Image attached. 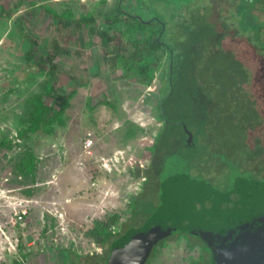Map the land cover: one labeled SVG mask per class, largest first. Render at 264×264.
Here are the masks:
<instances>
[{
    "label": "rangeland",
    "instance_id": "1",
    "mask_svg": "<svg viewBox=\"0 0 264 264\" xmlns=\"http://www.w3.org/2000/svg\"><path fill=\"white\" fill-rule=\"evenodd\" d=\"M141 2L142 0H128L126 6L139 9L142 8ZM113 4L104 6L102 0H87V4L83 7L80 5L79 9L81 12L91 9V12L96 14L105 9V16H108L113 12L115 7ZM2 9L6 11V7L0 3V11ZM252 10L264 40V0L259 1L258 6ZM23 13L19 11L16 14L18 16L14 15L11 29L5 21L0 23V40L7 35L0 47V219H11L16 198H26V205L31 209V213L26 221H16L15 229L9 223L6 224L5 234H0V264H16L17 259L23 260L24 250L26 253L33 251L52 253L64 248L79 253L102 251L95 240L96 235L100 234L97 225L103 222L111 224L116 230L120 229V223L130 217L132 202L140 192L143 190L147 195L156 190L154 178H151L148 186L143 188L146 179L144 168L151 162L150 148L163 126L158 104L167 83L163 66L158 68L156 77L150 84L129 81L124 76L123 69L110 72L108 61L105 67L99 69L95 57L105 53L102 44L99 43L100 45L93 49L87 44L90 42L89 36L86 38L83 35L84 37L77 43L71 38H66L67 45L75 51L72 65L69 64L71 71L65 69V65L68 64L66 61L69 60L62 52L58 53L56 60L61 65V71L71 72L74 85L72 87L82 91L73 99L75 100L73 114L76 117L79 112L81 115L85 113L86 127H90L92 112L88 96L89 94L93 96L104 88V97L107 96L109 102L105 103L106 110L103 111L108 113L109 119L105 122L104 129L95 136L92 132L85 131L83 127L79 132L78 118L76 125H70L66 130L65 137L69 138L71 143L70 149L63 146L67 153L56 158V146H53L52 151H44V155L47 153L54 157L53 162H47L49 158L40 160L38 156L42 149H38L39 142L47 140L43 135L50 130L46 132L38 130L37 133L29 131V126L35 109L34 94L39 92L49 79L51 66L48 63L44 64L43 68L35 65L40 53L48 52L41 51L32 44V47L28 46L27 42L30 41L28 37H25L24 42L15 41L21 37V32L25 29L19 28L21 23L18 21ZM98 22L92 24L91 31L98 26ZM224 22L232 24L229 18L224 19ZM96 33L94 40L97 43ZM231 34L232 31L229 32V35ZM173 36L182 38L181 41L187 44L188 50L194 49L189 55L190 66L203 63L196 68L194 74L202 81L216 83L220 81L222 84V87L214 83L205 85V89H202V83L197 86L203 91V99L198 97L195 101L198 111L195 109L193 111L201 112L199 117L191 120V123L193 122L191 126L196 138L197 132L201 129L198 122L204 117L210 120V112L214 113L211 124L203 127L206 131H203L201 136L204 142L217 146L218 150L214 161L207 158L209 155L206 154L207 157L201 162V173L210 177L218 188H228L225 180V174L228 176L226 163L228 157L224 154L229 152L236 157L242 148L239 144L244 143L241 136H244L245 126L239 123L242 119L239 116L244 117L246 114L247 118L258 120L259 116L256 115L264 114V110H258V105L264 99L261 97L260 101H250V90L247 88L257 84L255 90L264 92L263 57L254 53L253 48H248L245 45L246 41L242 42L244 47L241 49L244 52H232V46L224 41L228 37L227 34L221 33L220 30L214 34L206 33L197 40L185 33L182 28ZM64 38L65 36H58V40L64 41L65 45ZM254 38L258 41L257 37ZM255 40H251V43L256 42ZM16 43L19 46L14 50ZM113 48L114 45L107 47L110 51ZM199 51H204L205 54L201 56ZM254 65L262 68H257L258 72L250 75L249 71L253 70ZM94 74L97 81L95 85L92 82ZM192 76L191 80L195 82L197 79ZM195 87L196 85L193 87L194 92ZM62 89L68 92L71 88L65 90L63 87L61 91ZM236 106L239 116L231 110ZM55 122L59 129L64 127L63 124H58L61 123L59 120ZM177 128L183 130L180 126ZM50 136L55 139L62 138L55 137V134ZM7 138L9 140L3 143ZM88 138L94 139L93 155L85 152V141ZM80 140L83 143L81 150L78 147ZM58 146L60 147L59 144ZM69 154L72 157H69ZM253 162L250 160L248 164L251 166ZM259 170L264 174V163L255 167L256 172ZM94 182L96 184H93ZM77 190H80L78 192L81 194L88 191L91 194L78 197ZM41 209L45 211L46 222L44 226L34 229L31 224L37 223L35 218ZM113 217H118L117 221L114 222ZM64 234L66 240H63ZM40 237L45 238L43 243L39 242L40 240L34 242ZM203 247L197 236L183 234L178 239L170 240L157 248L149 264H194V261L202 257ZM207 258L208 256H205L199 263L210 264Z\"/></svg>",
    "mask_w": 264,
    "mask_h": 264
},
{
    "label": "trees",
    "instance_id": "2",
    "mask_svg": "<svg viewBox=\"0 0 264 264\" xmlns=\"http://www.w3.org/2000/svg\"><path fill=\"white\" fill-rule=\"evenodd\" d=\"M127 1H116L106 25L96 33L106 53L96 61L100 65L108 61L110 70L123 68L129 81L146 84L154 80L159 67L165 69L167 83L158 104L163 126L150 148L151 162L144 168L143 188L154 178L156 190L147 195L143 190L140 192L132 202L130 217L120 223V229L100 222L97 225L100 234L95 240L102 251L77 252V264H149L157 248L183 234L197 236L204 245L202 257L194 264H202L199 261L205 256L210 264H240L245 248L260 243L255 237H264V174L261 170L255 171L257 165L264 163V114L256 115L258 120H251L246 114L239 116L237 106L231 109L242 118L239 123L245 126L244 136H241L244 143L239 144L242 148L236 157L229 152L224 154L228 157V176L225 174L228 188H218L210 177L201 173V162L206 154L214 161L218 150L201 136L206 131L203 127L211 124L214 113L210 112V120L204 117L198 122L201 129L194 143L187 141L184 122L192 129L191 120L200 116L201 111H193L197 110V98L203 99V91L197 86L202 83L205 89V85L214 83L222 87V84L202 81L194 74L203 63L190 66L189 55L194 49L188 50L182 38L173 34L182 28L197 40L206 33L220 30L227 34L224 41L232 46V52H244L242 42L246 41L245 45L262 56L264 63V40L252 10L262 0H142L139 9L129 8ZM102 3L109 4L108 0ZM7 13L11 16L13 11L9 9ZM104 14L105 9L98 14L84 13L80 21L90 24ZM226 18L231 19L232 24H226ZM29 38L33 47L40 48L38 39ZM253 39L256 42L251 43ZM110 45H114L112 51L107 49ZM58 52L57 48L40 53L35 61L40 68L46 63L51 67L49 79L34 94L35 109L29 131L51 130L52 122H62L63 112L71 106V98L77 93L76 88L68 93L58 88ZM199 53L205 54L204 51ZM262 67L254 65L250 75ZM192 75L197 79L195 82L191 80ZM256 86H247L250 101L264 99V92L255 90ZM258 107L264 110V100ZM7 140L9 138L3 143ZM250 160L254 161L251 166ZM117 219L113 217L114 222Z\"/></svg>",
    "mask_w": 264,
    "mask_h": 264
},
{
    "label": "crops",
    "instance_id": "3",
    "mask_svg": "<svg viewBox=\"0 0 264 264\" xmlns=\"http://www.w3.org/2000/svg\"><path fill=\"white\" fill-rule=\"evenodd\" d=\"M2 1H3L2 4L6 7V11H4L3 9L0 11V23L2 21H5L6 24L10 25V29H11V23L15 17L14 15L18 14L19 11L24 12L20 17V20H18L21 23V24H19V28L20 29H23V27L25 28V29H23L22 32L20 31L21 37L24 36V34H26V32H27L28 36H26V37H28V38L34 37V38L38 39L41 43L40 44V50L41 51L52 52L58 48V50H59L58 53L62 52L64 55H66L68 57V60L70 62L66 61V63H68V64L65 65V69L66 70L69 69L70 71H71V69H70L71 67L69 68V64H70V66L72 65L71 61H73L75 58L74 57L75 51L72 49V47H69L67 45L68 41L66 40V38H71V39L75 40V42L77 43V41L80 40L82 37L85 36L86 38H88V36H89L90 42L89 43L86 42V43L88 44V46L90 45L93 49H95L99 43H98V41L96 43V41L94 40V35H95L96 31L98 32L103 26L106 25V21H107V17H108L107 15L105 16V14L99 16V18L97 20V21H99L98 26L94 29V31H91V26H92V24H95V22L90 23V24H88V23L85 24V23L79 22L81 15H83L84 13H89L92 11L91 9H87V10L81 12L79 9L80 5L83 7L87 4V0H2ZM116 1L113 2L111 0H108V2L110 4L109 6H111L113 3L116 4ZM9 9L10 10L13 9L12 11H14V9H16L15 13L12 14L11 16L8 15V13H7V11ZM16 16H18V15H16ZM37 25H38V27H37ZM15 33H16V31L14 32V34ZM58 36H61V37L65 36V38H64L65 39V45L63 43L64 41L60 42V40H58ZM6 37H7V35L0 40V47L2 46L3 41L6 39ZM21 37L19 39H15V41L20 42V40H22L24 42L25 37H23L22 39H21ZM81 44H80V46H81ZM27 45L30 46L31 41L27 42ZM18 46H19L18 43H16L14 46V50L17 49ZM31 47H32V45H31ZM102 47L104 49L103 45H102ZM98 56L105 57L106 53L97 55L95 57V60ZM97 64H98V68L101 69L102 67H105L107 65V61L103 65H100L98 62H97ZM60 66L61 65L59 63L60 82H59L58 88H59L60 92L63 91V89L61 91V88H63V87L65 88V90L68 88H71L68 91V92H70L72 89H75V87H72V86H74L73 85V77L71 75V72L61 71ZM118 69L121 70L123 68H117L115 70H109V71L114 72ZM122 72H123V74L125 73V71H122ZM92 77H93L92 82L95 85V83L97 82L95 79L96 75L94 74V75H92ZM90 89H91V85L89 87V90ZM103 89L104 88L98 90L96 93L93 94V96L90 94L88 96L89 103H90L89 107H91V112H92L90 114L91 115V117H90L91 123L89 124L90 127H86L85 113H84V115H81L79 112L78 114H76V117L73 114L74 113L73 102H75V100H73V99L78 93L80 95V93L82 92L81 90L77 89V93L74 94V96L71 98V106L68 107L63 112V115H62L63 121L61 123L58 122V124H63L64 127L59 129V125L56 124L57 122H55V121L52 122L50 132H47L43 135V137L47 138V140H42L39 142L40 146L38 149H42L39 152V156H38V158L40 160L49 158L47 162H49V163L53 162L52 161V157H53L52 155L47 154V153H45V155H44V151H46V152L52 151L53 146H56V151H55V153H56L55 157L56 158H58L62 154H65V152L67 153V151L65 150L66 148L64 149L63 146H65V147L68 146V149H70L71 143H70V139L65 137V135H67L66 130L69 128L70 125H74V124L76 125L78 118H79V121H78L79 132L81 131L80 128L83 127V129L85 128V131H90L93 133V135L97 136L98 132H100L104 129L105 122L109 119V115H108V113H105V111H103V110H106L105 103H108L109 101L106 98L107 96L104 97L105 90H103ZM68 92L63 91L62 93H68ZM91 100H93L92 103L90 102ZM74 105H76V104L74 103ZM83 112H84V110L81 113H83ZM81 116H82V118H81ZM58 130H63V131H58ZM39 131L46 132V129H40ZM36 132L38 133V130ZM55 132H57V133H55ZM50 134H55V137L61 136L62 138H57L58 139L57 140L55 138H52L50 136ZM80 142L81 143L79 144L78 147L81 150L83 148V143H82V140H80ZM44 144H46V145L43 146ZM58 144L60 145V147L58 146ZM78 154H79V152H78ZM69 157H72V155L69 154ZM60 161H61V159H60ZM102 177H104V176H102ZM93 184H96V182H94ZM83 189L84 188H82V190ZM78 191H80V190H77L76 192H78ZM88 193H85V194H88V195L91 194L89 191H88ZM85 194H81L80 192H78V197H80V196L82 197V195L84 197ZM18 205H19V201L14 200L13 206L18 207ZM26 207H28V206L26 205ZM13 212H14V210H13ZM39 212H40V214L38 215V217L35 218L37 223L33 222L31 224L32 228H34V229H37L38 227L40 228V227L44 226V224L46 222L44 219V213H45L44 209H41ZM30 213H31V209L28 207V214L25 217V221L27 220V218L30 217ZM8 222L13 229L16 228V224H15V221L13 219L12 220L8 219ZM66 239H67L66 234H64L63 240H66ZM90 253H93V252H90ZM23 256H24L23 260L17 259L16 264H26V258L28 261L27 264H53V263L54 264H71V263L77 264V258H78L77 252L69 251L65 248L60 250V251H54L52 253H51V251L46 252V253H43L41 251H33L30 253H27V255H26V250H24Z\"/></svg>",
    "mask_w": 264,
    "mask_h": 264
},
{
    "label": "built area",
    "instance_id": "4",
    "mask_svg": "<svg viewBox=\"0 0 264 264\" xmlns=\"http://www.w3.org/2000/svg\"><path fill=\"white\" fill-rule=\"evenodd\" d=\"M94 145V139L93 138H88L85 141V152L88 155H93L94 154V150H93V146ZM1 195V192H0ZM16 201H19V205L20 207L15 206L12 211L14 210L13 214H12V219L16 222V221H23L25 220L26 215L28 214V207H26V198H22V199H17ZM18 205V206H19ZM0 209H1V205H0ZM9 219V220H12ZM9 223L8 220H1L0 219V234H5V230L4 228H6V224ZM37 240H40L39 242H42L45 240V238L40 237L34 240V242H37ZM93 252V251H92Z\"/></svg>",
    "mask_w": 264,
    "mask_h": 264
},
{
    "label": "flooded vegetation",
    "instance_id": "5",
    "mask_svg": "<svg viewBox=\"0 0 264 264\" xmlns=\"http://www.w3.org/2000/svg\"><path fill=\"white\" fill-rule=\"evenodd\" d=\"M255 239L260 243L245 248L246 253L240 259V264H264V237H255Z\"/></svg>",
    "mask_w": 264,
    "mask_h": 264
},
{
    "label": "water",
    "instance_id": "6",
    "mask_svg": "<svg viewBox=\"0 0 264 264\" xmlns=\"http://www.w3.org/2000/svg\"><path fill=\"white\" fill-rule=\"evenodd\" d=\"M184 128H185L186 133L188 134V138H187L188 143H194L195 142V138H194L195 134L187 122H184Z\"/></svg>",
    "mask_w": 264,
    "mask_h": 264
},
{
    "label": "bare ground",
    "instance_id": "7",
    "mask_svg": "<svg viewBox=\"0 0 264 264\" xmlns=\"http://www.w3.org/2000/svg\"><path fill=\"white\" fill-rule=\"evenodd\" d=\"M62 215V214H61Z\"/></svg>",
    "mask_w": 264,
    "mask_h": 264
}]
</instances>
